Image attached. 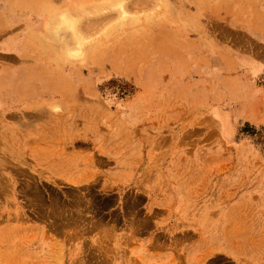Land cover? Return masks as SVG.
I'll list each match as a JSON object with an SVG mask.
<instances>
[{
  "label": "rangeland",
  "instance_id": "rangeland-1",
  "mask_svg": "<svg viewBox=\"0 0 264 264\" xmlns=\"http://www.w3.org/2000/svg\"><path fill=\"white\" fill-rule=\"evenodd\" d=\"M110 1L114 0H101V6L71 14L83 39L80 47L76 36L56 32V67L63 70L62 76L48 72L50 67L36 66L13 81L15 91L35 85L45 90L70 88V102L85 105V112L100 121L110 139L126 130L145 141V151L170 155L149 160L150 164L182 169L203 164L219 174L212 176L215 180H239L246 169L247 173L264 169V126L233 121L234 112L228 109L233 102L211 75L224 67L220 56L212 57L213 47L245 44L241 30L228 22L229 6L241 0H119L124 3L121 9L109 6ZM39 2L16 3L35 10ZM22 36L10 38L7 48L30 53L24 45L20 51ZM49 49L55 55L53 47ZM67 52L81 56L71 59ZM256 83L264 88V76ZM178 104L187 105L186 122L156 118ZM209 112L215 124L203 117ZM147 114L150 120L139 117ZM6 151L0 119V264H70L65 254L70 247L96 252L109 247L114 241L106 238L108 231L121 223L129 226L132 210L135 215L137 208L141 211L143 197L133 196V188L118 178L108 186L96 176L90 185L70 188L42 175L25 154L9 152L8 147ZM255 152L262 158L255 159ZM220 189L215 224L219 236L248 249L254 261L247 264H264V186L241 181L234 187L224 183Z\"/></svg>",
  "mask_w": 264,
  "mask_h": 264
},
{
  "label": "crops",
  "instance_id": "crops-1",
  "mask_svg": "<svg viewBox=\"0 0 264 264\" xmlns=\"http://www.w3.org/2000/svg\"><path fill=\"white\" fill-rule=\"evenodd\" d=\"M17 1L0 0V80H6L0 82V119L5 153L7 147L9 152L18 150L35 161L42 175L70 188L90 185L96 176L108 186L118 178L133 188V196L143 197L141 211L137 208L135 215L132 210L129 226L121 223L108 231L106 238L113 239L112 245L98 252L70 247L65 253L68 263L213 264L220 258L223 264L253 263L248 249L219 236L215 226L219 218L217 202L223 196L220 186L224 183L230 187L241 181L243 185L264 186V169H249L248 173L246 169L239 180H215L212 176L219 174L203 164L183 169L166 163L150 164L149 160L168 159L170 155L145 151V141L126 130L110 139V134L101 131L100 121L85 112V105L70 102V88L42 90L35 85L15 91L13 81L28 70L36 66L55 68L59 63L57 51L53 50V55L49 49L57 46L52 33L54 20L60 12L70 14V0H40L43 3L38 10L28 9L26 4L18 7ZM228 11L229 26L241 30L245 44L213 47L212 57L220 56L224 67L211 75L233 102L228 108L236 116L232 120L239 118L262 127L264 88L256 80L264 76V0H241ZM19 35H23L20 43L28 35L34 37L27 46L30 53L7 48L5 43ZM186 108L183 104L168 106L164 109L168 114L156 118L186 122ZM139 117L152 118L148 114ZM203 117L212 124L217 121L211 112ZM252 155L262 158L256 152Z\"/></svg>",
  "mask_w": 264,
  "mask_h": 264
},
{
  "label": "bare ground",
  "instance_id": "bare-ground-1",
  "mask_svg": "<svg viewBox=\"0 0 264 264\" xmlns=\"http://www.w3.org/2000/svg\"><path fill=\"white\" fill-rule=\"evenodd\" d=\"M21 1H23V0H21ZM71 1H73V3L74 4H72L71 3ZM99 1H101V0H85V2L83 1V0H70V14H68L67 12H60L58 15H57V17H56V19L54 20V24L56 25L55 26V28H54V30H55V32L57 31V32H69L72 36H76L77 37V39L78 40H76L75 41V43H77V45H79V47H80V45H82L81 43H80V39H81V37H78V35H77V30H76V19L74 18V17H72L71 16V14H73L74 12H77L78 14L79 13H84V12H86V10L87 9H94V7H96V6H101L102 4H101V2H99ZM133 2V1H132ZM137 2H139V0L137 1ZM43 2L42 1H40L38 4H37V7H36V10H38L39 8H41V4H42ZM121 3L122 2H120L119 0H114V1H110L109 2V6H117V7H119L120 9H121V7H122V5L124 4V3H122V5H121ZM135 3V2H134ZM140 3V2H139ZM139 3H137V4H139ZM137 4H135V5H137ZM142 4H143V2H142ZM141 4V5H142ZM154 4V3H153ZM108 6V7H109ZM121 6V7H120ZM140 6V5H139ZM147 6V5H146ZM145 7V6H144ZM150 7V6H149ZM154 7V6H153ZM43 8H45V5L43 6ZM132 9V8H131ZM135 9V8H134ZM133 9V10H134ZM41 10V9H40ZM67 10V9H66ZM117 10H119V9H117ZM125 10H126V8H125ZM63 11V10H62ZM120 11H122V10H120ZM59 12V11H58ZM97 12V11H96ZM111 12V11H110ZM149 12H150V10H149ZM104 13V12H103ZM113 13V12H112ZM57 14V13H56ZM124 14V13H123ZM125 14H127V13H125ZM129 14V13H128ZM131 14V13H130ZM117 15H119V14H117ZM133 15V14H132ZM81 16V15H80ZM101 16H103V15H101ZM112 16H113V14H112ZM112 16H111V18H112ZM98 17V16H97ZM110 17V16H109ZM117 17V16H116ZM86 18V17H85ZM95 18V17H94ZM110 18V19H111ZM114 18H115V16H114ZM113 18V19H114ZM79 19V18H78ZM88 19V18H87ZM116 19V18H115ZM94 20V19H93ZM112 20V19H111ZM117 20V19H116ZM78 21V20H77ZM102 21H105V20H103L102 19ZM109 21V20H108ZM107 21V22H108ZM79 22V21H78ZM95 22H96V20H95ZM116 22V21H115ZM50 23V22H49ZM90 23V22H89ZM93 23V22H92ZM97 23V22H96ZM95 23V24H96ZM103 23V22H102ZM53 24V23H52ZM84 24V23H83ZM49 26V25H48ZM91 26V25H90ZM87 27H88V24H87ZM98 27V26H97ZM102 27V26H101ZM81 29H83V28H81ZM100 29V28H99ZM48 30H50V29H48ZM53 30V29H52ZM54 31L52 32L53 33V35H55L56 33H55ZM83 32H85V31H83ZM45 33V32H44ZM43 33V34H44ZM49 33H51V32H49ZM58 34V33H57ZM69 34V35H70ZM92 35V34H91ZM94 35V34H93ZM43 36V35H42ZM85 36H86V34H85ZM17 37L18 36H16L15 38L17 39ZM49 37V36H48ZM56 37V36H55ZM61 37V36H60ZM59 36H58V38H60ZM63 37V36H62ZM75 37V38H76ZM23 38V37H22ZM22 38H20V41L22 40ZM33 36L32 35H28L27 37H26V40H24V41H22L21 43H20V51L22 50V48L24 47V46H28L29 44H31L30 43V41H32L33 40ZM41 38V37H40ZM45 38V37H44ZM57 38V37H56ZM75 38H74V40H75ZM83 38H85V37H83ZM43 39V38H42ZM60 39H62V38H60ZM54 40H55V38H54ZM81 40H83V39H81ZM43 41V40H42ZM47 41V40H46ZM66 41V40H65ZM45 42V41H44ZM98 42V41H97ZM50 43V45H51V42H49ZM49 43H48V45H49ZM61 43V42H60ZM53 44V43H52ZM70 44V43H69ZM24 45V46H23ZM55 45V44H54ZM53 45V46H54ZM60 46V45H59ZM57 47V46H56ZM66 47H67V45H66ZM76 47L77 46H75V48H73V49H76ZM84 47V46H83ZM59 48V47H58ZM70 48V47H69ZM73 49H71V50H73ZM79 49H81V48H79ZM54 50H56V48H55V46H54ZM67 50H69V49H67ZM66 50V51H67ZM70 50V51H71ZM26 52H30L31 50H30V48L28 47L26 50H25ZM64 51H65V49H64ZM76 53H78V51H75ZM75 52H74V50H73V52L71 51L70 53H74L75 54ZM67 53H68V55H67ZM66 54H63V56H65V55H67V56H70L69 55V52H67ZM44 54H45V52H44ZM80 54V53H79ZM78 54V55H79ZM78 55H71L70 57H71V59H74L75 57H77L78 58ZM63 56H61V57H63ZM73 56V57H72ZM80 56H81V54H80ZM38 57V56H37ZM66 57V56H65ZM65 57H64V59H65ZM69 57V58H70ZM59 58V57H58ZM68 58V59H69ZM50 59V58H49ZM54 59V58H53ZM56 59V58H55ZM63 59V58H62ZM63 59V60H64ZM81 59V58H80ZM45 60V59H44ZM60 60H61V58H60ZM58 61V60H57ZM44 63V62H43ZM61 63V62H60ZM66 63V62H65ZM63 65V64H62ZM59 66V65H58ZM121 69H119V70H117V71H120ZM48 72H50V73H53V74H56V76L58 77V76H62L63 75V70L61 71L58 67H55V68H52V67H50V70L48 71ZM24 194V193H23ZM34 198V197H33ZM39 207V206H38ZM54 207V206H53ZM62 207V206H61ZM45 208V207H44ZM89 208V207H88ZM63 209V208H62ZM57 210V209H56ZM45 212V211H44ZM67 214V213H66ZM75 214V213H74ZM56 215V214H55ZM81 216V215H80ZM71 218H73V217H71ZM61 219V218H60ZM78 219V218H77ZM57 221V220H56ZM61 221H62V219H61ZM54 223V222H53ZM56 223V222H55ZM68 223V222H67ZM71 223V222H70ZM69 223V224H70ZM75 223V222H74ZM78 223V222H77ZM74 225V224H73ZM74 227V226H73Z\"/></svg>",
  "mask_w": 264,
  "mask_h": 264
}]
</instances>
